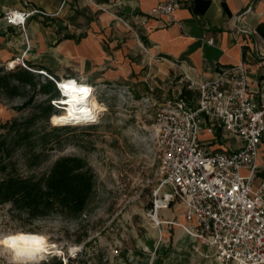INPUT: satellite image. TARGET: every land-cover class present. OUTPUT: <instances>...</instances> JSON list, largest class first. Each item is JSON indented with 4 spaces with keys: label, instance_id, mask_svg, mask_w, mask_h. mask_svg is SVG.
Instances as JSON below:
<instances>
[{
    "label": "rangeland",
    "instance_id": "374dc122",
    "mask_svg": "<svg viewBox=\"0 0 264 264\" xmlns=\"http://www.w3.org/2000/svg\"><path fill=\"white\" fill-rule=\"evenodd\" d=\"M4 14L0 15L3 19ZM115 15L124 31H96L91 55L79 57L72 47L71 54L77 58L64 56L53 67L59 80L83 75L93 83L95 98L106 109L99 123L54 130L41 117V104L47 96L38 93V87L26 88L23 95L12 99L0 96V167L5 166V173L40 177L62 156L83 158L94 173L93 193L86 211L77 218L54 214L23 225L9 217L7 206H0V233L30 232L28 229L46 233L65 254L68 247L79 246L81 251L75 257L79 256L80 264L91 258H115L139 241L156 238L158 228L147 215L152 191L161 177L151 125L155 110L175 100L187 84L179 66L166 67V58L150 55L137 24ZM89 19L85 15L80 23L83 28ZM24 41L20 52L0 54V67L17 58L26 62L31 55L30 62L36 64L32 71L43 82L46 75L36 72L38 66L48 63L51 50L40 52L26 36ZM55 100L58 98L51 101ZM54 108L63 110L58 104ZM32 115L37 119L24 132L20 124ZM10 122H16L19 131ZM65 254L53 250L41 264H55ZM0 264H12L10 254L0 252Z\"/></svg>",
    "mask_w": 264,
    "mask_h": 264
},
{
    "label": "built area",
    "instance_id": "2783aa9c",
    "mask_svg": "<svg viewBox=\"0 0 264 264\" xmlns=\"http://www.w3.org/2000/svg\"><path fill=\"white\" fill-rule=\"evenodd\" d=\"M176 6V0L160 2L152 13L171 16ZM248 10L234 19L240 20ZM11 11L4 14L7 22ZM18 12L27 14L23 24H9L24 25L35 14L42 18L49 15L37 8ZM237 30L252 33L245 28ZM16 61L15 65L33 70L23 59ZM179 68L186 87L196 97L188 102L178 95L154 112L151 127L161 177L152 191L147 215L158 229L162 224L179 226L212 248L215 264H264V181L253 184L258 145L264 134V87L252 91L244 62L216 66L209 78L192 76L182 64ZM38 72L53 80L56 88L63 80ZM216 129L222 137L241 139V146L233 152L209 149L200 134ZM173 204L181 207L182 220H161L159 211ZM61 260L66 264L67 258Z\"/></svg>",
    "mask_w": 264,
    "mask_h": 264
},
{
    "label": "crops",
    "instance_id": "0c3cea01",
    "mask_svg": "<svg viewBox=\"0 0 264 264\" xmlns=\"http://www.w3.org/2000/svg\"><path fill=\"white\" fill-rule=\"evenodd\" d=\"M167 1L0 0V15L8 10L31 8L51 14L45 23L41 22L42 17H30L24 27L11 25L0 17V54L23 50L26 36L31 47H38L40 52L45 48L51 50L48 63L43 66L53 71L54 65L64 56L77 58L71 54L72 47L79 57L91 55L95 48L91 40L96 31H124V25L115 15L120 14L137 24L142 44L151 56L168 57H164L166 67L182 64L192 76L209 78L216 66L244 62L252 91L264 87V0H176L177 6L171 16L152 13L157 4ZM247 9L240 20L234 19L233 16ZM85 15L90 19L83 28L80 23L85 20ZM238 28L252 33L239 32ZM210 38L212 43H208ZM27 59L30 62L32 56ZM200 140L211 150L227 152L236 151L242 144L239 138L222 137L218 129L212 133L204 130ZM256 162L254 185L264 181V134L258 145ZM181 210L179 205L173 204L160 210L158 215L161 220H182ZM155 237L146 242L139 241L115 258H91L82 264H215L212 248L200 244L179 226L162 224ZM64 258H67L66 264L81 263L79 256ZM56 261L55 264H62L61 258Z\"/></svg>",
    "mask_w": 264,
    "mask_h": 264
},
{
    "label": "trees",
    "instance_id": "16d2710c",
    "mask_svg": "<svg viewBox=\"0 0 264 264\" xmlns=\"http://www.w3.org/2000/svg\"><path fill=\"white\" fill-rule=\"evenodd\" d=\"M31 17L36 19L38 15ZM46 17H43L42 23H45ZM26 65L29 68L36 66L29 61H26ZM38 67L39 70L59 79L50 69ZM34 73L19 64L11 68L0 67V96L12 99L23 95L26 88L35 90L38 87L36 91L47 96L41 104V117L47 123L53 113L57 115L62 111H55L51 101L59 98V92L53 80L45 76L44 81L40 82ZM179 97L192 102L196 93L183 86ZM36 119L35 115L25 119L20 124L23 131L26 132ZM10 125L19 131L16 122H10ZM65 127L67 126H57L54 130ZM1 144L3 145V142L0 141ZM5 170V166L0 167L3 173L0 177V206H7L6 212L9 217L21 221L23 225H31L36 219L54 214L65 218H77L86 211L94 190V173L87 162L79 156L57 158L48 172L40 177L19 176L10 172L5 173ZM27 231L34 232L32 229Z\"/></svg>",
    "mask_w": 264,
    "mask_h": 264
},
{
    "label": "clouds",
    "instance_id": "9594fccd",
    "mask_svg": "<svg viewBox=\"0 0 264 264\" xmlns=\"http://www.w3.org/2000/svg\"><path fill=\"white\" fill-rule=\"evenodd\" d=\"M26 15L13 10L8 15V22L23 24ZM57 90L60 99L52 103L54 106L58 103L63 105V111L59 115L50 116L49 122L52 126H87L100 122L106 109L96 100V89L87 82L85 76L63 79L57 83ZM53 250L65 254L64 249L52 243L43 232L0 233V252L10 254L12 264H41L53 254ZM80 251L79 246L73 245L67 248L65 255L75 258Z\"/></svg>",
    "mask_w": 264,
    "mask_h": 264
},
{
    "label": "bare ground",
    "instance_id": "6f19581e",
    "mask_svg": "<svg viewBox=\"0 0 264 264\" xmlns=\"http://www.w3.org/2000/svg\"><path fill=\"white\" fill-rule=\"evenodd\" d=\"M14 64H15L14 62L9 63L10 66H13ZM96 100H97V99H96Z\"/></svg>",
    "mask_w": 264,
    "mask_h": 264
}]
</instances>
